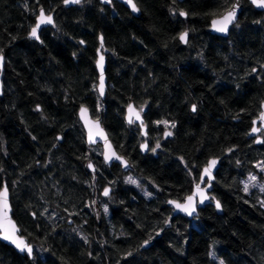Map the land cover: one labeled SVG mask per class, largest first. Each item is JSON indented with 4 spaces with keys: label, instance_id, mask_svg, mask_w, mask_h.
Listing matches in <instances>:
<instances>
[{
    "label": "trees",
    "instance_id": "16d2710c",
    "mask_svg": "<svg viewBox=\"0 0 264 264\" xmlns=\"http://www.w3.org/2000/svg\"><path fill=\"white\" fill-rule=\"evenodd\" d=\"M134 1L140 16L115 1L0 0V188H9L13 219L35 248L22 264H264V191H244L247 176L264 164V144L239 132L233 118L238 94L255 85L264 99V13L244 0L238 23L220 37L211 21L235 0ZM41 8L56 20L40 43L30 31ZM101 36L104 99L96 68ZM66 51L72 64L60 58ZM131 103L146 109V136L126 121ZM82 105L103 119L133 170L107 166L102 147L88 145ZM146 140L151 150L143 155ZM216 158L212 195L223 213L207 205L196 219L175 216L168 201L191 195ZM108 187L112 200L104 204Z\"/></svg>",
    "mask_w": 264,
    "mask_h": 264
},
{
    "label": "water",
    "instance_id": "95a60500",
    "mask_svg": "<svg viewBox=\"0 0 264 264\" xmlns=\"http://www.w3.org/2000/svg\"><path fill=\"white\" fill-rule=\"evenodd\" d=\"M99 1L103 5H109L108 0H99ZM112 1H115V2H117L119 4L124 5L131 12V14H133L134 16H140V9H139L138 5L135 3L134 0H133V2L136 4V6L139 9V11H134L132 9V7L128 4L127 0H111V2ZM179 1L180 2H184L185 0H179ZM249 1L251 2V4H254V6H255V8L257 10L264 11V6H260V5L256 4V3H253V0H249ZM81 2H83V0H80V3ZM76 4L77 3H68V4H65L64 3V7H74V6H76ZM233 8H235V18L232 19L231 23H228L227 24V31H219L218 30V27L219 26H214L213 25V21L214 20H222L223 17H224V15H226L227 12L230 11V10H232ZM242 8H243V0H235V2L233 3V5L231 6V8H229L228 10H226L225 13L221 15V17L215 18V19H213L211 21L212 24H211V27H210V32L212 34H216V35H218L220 37L221 36H224V37L229 36V33H230L232 27L236 23H238L237 21L239 20V18L241 17V15L243 13ZM45 14L46 15H51L53 17L54 23L41 25L40 29L38 30L39 39H35V38H33V37L30 36V39L32 41L34 40L36 42H40L41 41V35L43 34V30L44 29H48L50 27H53L54 24H55V20H56L55 19V13H47L45 11ZM36 20H37V18H36ZM101 38H102V40H101ZM100 40H101L100 47L97 50L98 51V54H97V60H96V62H97L96 63V68H97V73H99L98 94L101 96V98L104 99L105 96H106L105 94H106L107 87H108V83H107V72H106L108 61H107V56H106V54L104 53V50H103V47H104V44H105V40L103 39V36L100 37ZM187 41H188V35L185 38V40H182V42L185 44V43H187ZM0 55H2V54L0 53ZM101 55L104 57L102 72H101V67H100V65L98 63ZM2 57H3V61H2V63H0V95H2V92H3V77H2L1 71H3L4 68H5V66H4V64H5V56L2 55ZM101 74L103 75V83H104L103 95H101V93L99 91ZM129 105H131L136 112H139L140 113V120H136L135 115H133L132 119H133L134 122H132V123H134V124L137 123L139 126H141L142 127V131H143V135L146 136V130H147V128H146V126H144L145 125L144 124L145 123L144 114L146 112V109H143L141 111V109L138 108L136 106V104L131 103ZM82 108H86L87 109V121H88L87 123H86L85 117L81 116V109ZM262 110L264 112V103L262 105ZM125 116H126L127 123L128 124H132V123H129V106L126 109ZM78 118H79L80 123L83 126V129L86 132V140L88 142V145H90V146L100 145L102 147V150H103L102 160L105 161V164L107 166L112 167L113 165L118 164L119 166H121V168H122V170L124 172H130L131 170L134 169V164L132 163V161L129 160L128 158H125L124 156H122L119 153V151L116 150V148L114 147V144H113L112 140L110 139V137L108 135L107 129L104 127L103 119L102 118L94 117L92 115V111L88 107H86L84 105L80 106V110H79V113H78ZM96 121L99 122V128L103 131V134H104L103 136L96 135L97 129H96L95 124H94V122H96ZM258 121H260V122L263 123L262 128L264 129V121H262L260 119V117H259V120ZM90 128H91L92 133H93V138H92L91 141H90V136H89V130H90ZM166 132H171V131H166ZM258 135H259V131L258 132H253L252 131L251 133H249L248 137L249 138H252V137H256ZM170 138H172V132H171V135L166 136V139H170ZM261 142H262L261 139H259V140H256L255 144L259 145ZM145 144L147 145V148L142 147ZM109 145H110V149L108 147ZM140 149H141L143 155L149 154V152H150L149 143L148 142H144L141 145V148ZM111 152H114L116 154L115 157H113L112 159H107L106 158V155H110ZM116 157H120L121 159H116ZM212 160H215L216 161V164L211 169V177H209L206 174H204V170H203L201 176L202 175L204 176V181H203V183H201V182L199 183L201 185V189L204 190V195L207 197V199H204L203 202H201V197H200L199 194L193 195L196 192V185L198 184V183H196L194 185V188H193V193L191 195H189V196H193V201L191 202V214H189V212H186V211H184L181 208H177L176 207V204L170 203L171 201H175L178 204H187L188 203L187 197L185 198V200L183 202H180V201H177V200H174V199L168 201V205L172 209L173 214L175 216H183V217H187V218L193 220V219H195L200 214L199 211L201 209H205L206 206L209 205V204L214 205L216 207L217 212H219L220 214L223 213L222 212V204H221V202L219 201L220 207L218 208L216 206V203H217L218 200L216 202L211 201V195H210V193L213 191L212 190L213 189L212 183L215 181L214 178H215V175H216L217 171L220 168L219 166H220V162H221V160L219 158L212 159ZM212 160H210V161H212ZM125 161L127 162V165L126 166H125ZM89 165H91V167H89ZM208 165H209V163L204 167V169L206 167H208ZM87 169L90 172H92V173H94L96 171V168H95L94 164H92V163H89L87 165ZM207 179H209V181H210V186L207 185L206 188H203V186L205 184V181ZM107 189H109V194L107 195V196H109V195H111L110 193H111L112 190H111V187H108ZM8 191H9V188H8ZM103 195H104V192H103ZM8 203L10 205L9 216L11 218V221H13L15 223L16 228L19 229V231L16 233V235L18 237L24 239L25 242L31 246L32 252H31V254H29L26 250L25 251H22L20 248H18L16 246L15 243H13L11 240L6 239L4 237L3 229H0V242L2 244L6 245L7 247L8 246L11 247L17 254H20L22 256H28L29 258H32L34 256V250H35V248H34V245L31 244L27 240V238L22 234L20 226L13 219V212L14 211L12 210V206H11L10 191H9V195H8ZM145 247H148V245H146Z\"/></svg>",
    "mask_w": 264,
    "mask_h": 264
},
{
    "label": "snow or ice",
    "instance_id": "6c2138e0",
    "mask_svg": "<svg viewBox=\"0 0 264 264\" xmlns=\"http://www.w3.org/2000/svg\"><path fill=\"white\" fill-rule=\"evenodd\" d=\"M108 2L110 3L111 0H108ZM128 4L132 7V9L134 11H139V9L137 8L136 4L133 2V0H127ZM65 4L68 3H80V0H64ZM253 3H256L260 6H264V0H253ZM181 15H187V13L185 12H181ZM235 18V8H233L232 10L228 11L226 15H224L222 20H214L213 21V25L214 26H219L218 30L219 31H227V24L231 23L232 19ZM54 23L53 21V17L51 15H46L45 14V10L43 8L40 9L39 11V15L37 17V23L35 24L34 27L31 28L30 31V36L35 38V39H39V35H38V30L40 29L41 25L44 24H52ZM187 37V32L182 33L180 36L181 40H185V38ZM102 40V38H101ZM3 61V57L2 55H0V63H2ZM103 61H104V57L101 55L100 59L98 61L100 67H101V72L103 69ZM255 71V69L253 70ZM103 90H104V83H103V75L101 74V79H100V86H99V91L101 93V95H103ZM193 109H195V106H193ZM143 109H141L142 111ZM133 115H135L136 120H140V113L136 112L133 107L131 105H129V123L134 122L132 117ZM81 116L85 117L86 119V123L87 121V109L86 108H82L81 109ZM260 119L262 121H264V112H261L260 114ZM159 123V122H158ZM165 124H167V121L164 122ZM95 127L97 129L96 135H100L103 136V131L99 128V122L96 121L94 122ZM172 127H175V125L173 124ZM253 132H258L260 131L259 128H253L252 129ZM166 136L171 135V132H166L165 133ZM89 136H90V141L93 138V133L92 130L90 128L89 130ZM159 143H157L156 147H159ZM110 149V145L108 146ZM142 147L147 148V145H143ZM152 151H155V149H152ZM229 151H231V149H229ZM115 153L111 152L110 155H106L107 159H112L113 157H115ZM116 159H121L120 157H116ZM216 161L212 160L209 162L208 167H206L204 169V174H206L207 176L211 177V169L215 166ZM127 165V162L125 161V166ZM261 165H258V167ZM89 167H91V165H89ZM131 180V178H129ZM201 183H203L204 181V176H201ZM256 180L255 176L250 177V182H253ZM135 182V181H132ZM209 186H210V181H209ZM261 190L264 191V186H261ZM244 191L247 192L248 191V185L246 184L244 187ZM109 194V189H105L104 190V195L107 196ZM199 194L201 197V202H203L204 199H207V197L204 195V190L201 189V185L197 184L196 185V192L193 195ZM8 195H9V191H8V187L7 185H4L3 188H0V229H3L4 232V237L8 240H11L13 243L16 244V246L18 248H20L22 251H27L29 254H31L32 252V248L29 244H27L25 242L24 239L18 237L16 235V233L19 231V229L16 228L15 223L13 221H11V218L9 216V212H10V205L8 203ZM187 204H178L175 201H171L170 203L176 204L177 208H181L186 212H189V214H191V202L193 201V196H189L187 197ZM216 206L219 208L220 204L219 201H217ZM33 215H35V213H33ZM145 244L148 243V241H144ZM220 264H224V261H220Z\"/></svg>",
    "mask_w": 264,
    "mask_h": 264
},
{
    "label": "rangeland",
    "instance_id": "374dc122",
    "mask_svg": "<svg viewBox=\"0 0 264 264\" xmlns=\"http://www.w3.org/2000/svg\"><path fill=\"white\" fill-rule=\"evenodd\" d=\"M81 4V3H78ZM76 4V5H78ZM75 7V6H74ZM61 59H65L72 64L73 61V57L71 56V53L66 51L64 52L61 56ZM41 67V64H39V68ZM22 76H24V80L27 83L28 86L31 85V81H32V76H30V74L28 73L27 70H23L22 71ZM75 76V71L74 69H72V72L70 73V77ZM58 89H61V85H58ZM258 97V92H257V87L254 85L253 86V90L251 91H247L246 93H240L238 94V96L235 98L234 101V107L238 108V110L240 112L236 113V115H234V119H239L238 122V131L247 135L248 132L251 129V120L253 118H256L258 116V113L261 112L260 107H259V99ZM264 136V134L262 135ZM144 142H148L149 140H146ZM142 142V143H144ZM150 147V146H149ZM155 151H153V153H155ZM258 165H261L258 167ZM256 168L257 170H255L254 172H251L247 178L245 179L244 184L248 185V192H252V191H258V192H262L261 190V186H264V164L262 162L256 164ZM132 174V173H131ZM255 176L256 180L253 182H250V177ZM129 178H131V182L132 184H136V186L138 187L141 183L139 182V180H137L136 178H132L131 175H127V181L129 180ZM105 199L104 204H106L107 202L112 200V197L109 196H104L103 197ZM100 199V198H99ZM103 200V199H100ZM104 201V200H103ZM94 206L96 208H100L99 203H98V199H96ZM101 212V211H100ZM98 215H100V213H98ZM0 264H22V258L20 254H17L11 247H7L4 244H0Z\"/></svg>",
    "mask_w": 264,
    "mask_h": 264
},
{
    "label": "flooded vegetation",
    "instance_id": "af4514ba",
    "mask_svg": "<svg viewBox=\"0 0 264 264\" xmlns=\"http://www.w3.org/2000/svg\"><path fill=\"white\" fill-rule=\"evenodd\" d=\"M249 1V0H248ZM250 2V1H249ZM243 4H244V0H243ZM250 4H251V2H250ZM251 5H253V7L255 8V6H254V4H251ZM256 9V8H255ZM257 10V9H256ZM242 11H243V8H242ZM258 11H260V10H258ZM261 12H263L264 13V11H261ZM243 14V13H242ZM242 16V15H241ZM258 99H259V107H260V110H261V112H263V110H262V105H263V103H264V99H261L260 98V96H259V94H258V97H257ZM261 112L260 113H258V116L256 117V118H253L252 120H251V129H250V131L248 132V134L247 135H249V133H251L252 132V129L253 128H259L261 131H259V135L258 136H256V137H252V138H250V139H253L255 142H256V140H259V139H261V143L259 144V145H263L264 144V136H262L263 134H264V129L262 128V126H263V123L262 122H260V121H258L259 120V117H260V114H261ZM239 119H235V121H238ZM258 123V124H257ZM130 125H138L137 123L136 124H134V123H132V124H130ZM139 126V125H138ZM141 127V126H140ZM262 128V129H261ZM143 144V143H142ZM141 144V145H142ZM141 145H140V148H141ZM258 145V146H259ZM150 148V147H149ZM150 150H151V148H150ZM141 153H142V151H141ZM102 155H103V153H102ZM103 161V160H102ZM104 163H105V161H104ZM220 166H221V162H220ZM219 166V167H220ZM221 168V167H220ZM220 168H219V170H220ZM204 170V169H203ZM218 170V171H219ZM217 171V172H218ZM202 174V173H201ZM216 175H217V173H216ZM216 175H215V181L212 183V186H213V189H214V184L216 183ZM201 175H200V177H199V181L198 182H196V183H200L201 182ZM195 183V184H196ZM194 184V185H195ZM207 185H209V179H207L206 181H205V184H204V186H203V188H206V186ZM194 188V187H193ZM212 189V190H213ZM214 191V190H213ZM213 191L210 193V195H211V201H213V202H216L217 200L216 199H214V197H213V195H212V193H213ZM262 201V200H261ZM209 205H212V204H209ZM214 206V205H213ZM215 207V206H214ZM199 216V215H198ZM197 216V217H198ZM196 219V218H195Z\"/></svg>",
    "mask_w": 264,
    "mask_h": 264
}]
</instances>
